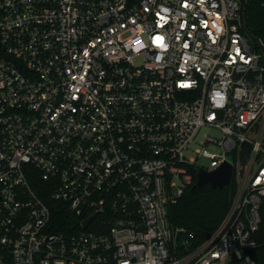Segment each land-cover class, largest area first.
<instances>
[{"label": "built area", "instance_id": "2783aa9c", "mask_svg": "<svg viewBox=\"0 0 264 264\" xmlns=\"http://www.w3.org/2000/svg\"><path fill=\"white\" fill-rule=\"evenodd\" d=\"M243 1L0 0L2 264H257L264 43ZM204 126L222 137L193 148ZM226 162L229 212L193 245L169 209Z\"/></svg>", "mask_w": 264, "mask_h": 264}, {"label": "trees", "instance_id": "16d2710c", "mask_svg": "<svg viewBox=\"0 0 264 264\" xmlns=\"http://www.w3.org/2000/svg\"><path fill=\"white\" fill-rule=\"evenodd\" d=\"M246 1L247 3L245 0L243 2L246 6L247 32L254 39L264 43V0ZM191 187L185 191L177 203L171 205L169 220L174 228L184 229L187 234L192 233L193 245H197L212 236L226 217L236 193V181L233 178L230 184L218 189L205 185L191 191ZM50 203L54 206L56 202ZM64 213L61 210L62 216L54 215V220L59 223L56 228L58 230H63ZM261 214L263 220L256 234L258 246L251 252L257 264H264V201ZM0 256H2L1 251ZM3 262L9 264L4 258Z\"/></svg>", "mask_w": 264, "mask_h": 264}, {"label": "water", "instance_id": "95a60500", "mask_svg": "<svg viewBox=\"0 0 264 264\" xmlns=\"http://www.w3.org/2000/svg\"><path fill=\"white\" fill-rule=\"evenodd\" d=\"M245 3H247L246 0ZM244 12H246V6L244 7ZM232 173H233V167L228 162L224 163L223 165H221L220 167H218L213 171L199 169L197 172V181L191 187V191L199 189L200 187H203L205 185H209L213 189L222 188L231 183ZM182 234L183 233L181 231L178 233V240L181 238ZM0 264H2L1 259H0Z\"/></svg>", "mask_w": 264, "mask_h": 264}, {"label": "rangeland", "instance_id": "374dc122", "mask_svg": "<svg viewBox=\"0 0 264 264\" xmlns=\"http://www.w3.org/2000/svg\"><path fill=\"white\" fill-rule=\"evenodd\" d=\"M214 137V138H220L222 137V133L213 128V127H210V126H204L201 128L200 132H199V135L195 141V143L192 145L193 148H197V147H202L203 143L206 141L207 137ZM207 147L211 150H214V151H220L219 147L216 146L215 144H207ZM200 163L203 165V166H209L210 162L208 159H201L200 160Z\"/></svg>", "mask_w": 264, "mask_h": 264}]
</instances>
